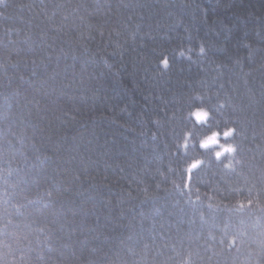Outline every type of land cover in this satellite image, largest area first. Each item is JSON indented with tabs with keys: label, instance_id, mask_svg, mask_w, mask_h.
Returning <instances> with one entry per match:
<instances>
[{
	"label": "trees",
	"instance_id": "16d2710c",
	"mask_svg": "<svg viewBox=\"0 0 264 264\" xmlns=\"http://www.w3.org/2000/svg\"><path fill=\"white\" fill-rule=\"evenodd\" d=\"M0 264H264V0H0Z\"/></svg>",
	"mask_w": 264,
	"mask_h": 264
},
{
	"label": "snow or ice",
	"instance_id": "6c2138e0",
	"mask_svg": "<svg viewBox=\"0 0 264 264\" xmlns=\"http://www.w3.org/2000/svg\"><path fill=\"white\" fill-rule=\"evenodd\" d=\"M198 115V118H206L207 114L206 113H203V114H197ZM225 135H229L230 133H224ZM220 134L219 133H216L214 134L213 136L209 137L208 139H206L205 141H203V144L205 147L208 146V144H215V143H219V140H218V136ZM224 151H233V149L231 148H225ZM223 153H217V156H222ZM199 163H202V161H198L196 164L193 165V167H197L199 165ZM251 203V201H249V204ZM243 206V205H241Z\"/></svg>",
	"mask_w": 264,
	"mask_h": 264
}]
</instances>
